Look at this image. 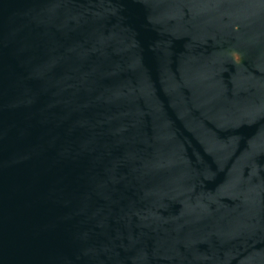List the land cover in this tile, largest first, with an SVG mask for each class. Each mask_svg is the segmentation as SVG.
Here are the masks:
<instances>
[{"label": "water", "instance_id": "water-1", "mask_svg": "<svg viewBox=\"0 0 264 264\" xmlns=\"http://www.w3.org/2000/svg\"><path fill=\"white\" fill-rule=\"evenodd\" d=\"M0 264H264V0H0Z\"/></svg>", "mask_w": 264, "mask_h": 264}]
</instances>
